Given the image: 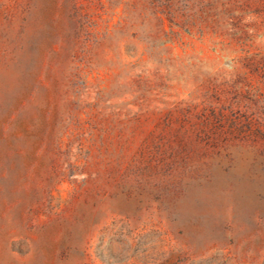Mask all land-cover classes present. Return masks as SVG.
Here are the masks:
<instances>
[{
    "label": "rangeland",
    "instance_id": "rangeland-1",
    "mask_svg": "<svg viewBox=\"0 0 264 264\" xmlns=\"http://www.w3.org/2000/svg\"><path fill=\"white\" fill-rule=\"evenodd\" d=\"M0 264H264V0H0Z\"/></svg>",
    "mask_w": 264,
    "mask_h": 264
}]
</instances>
